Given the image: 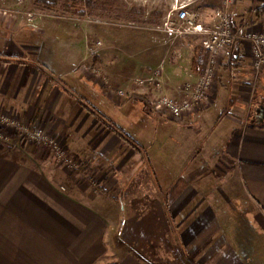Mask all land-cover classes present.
<instances>
[{
  "label": "crops",
  "instance_id": "crops-1",
  "mask_svg": "<svg viewBox=\"0 0 264 264\" xmlns=\"http://www.w3.org/2000/svg\"><path fill=\"white\" fill-rule=\"evenodd\" d=\"M221 6L191 9L214 28ZM231 14L240 33L263 27L264 0H237ZM59 22L26 0H0V112L67 149L61 157L14 128L0 142V264H264V67L255 70L248 45L232 43L212 103L173 120L136 79L160 64L179 94L206 70L202 40L184 42L200 33L161 30L173 44L157 36L162 63L108 70L88 36L47 32ZM83 62L126 94L106 96Z\"/></svg>",
  "mask_w": 264,
  "mask_h": 264
},
{
  "label": "built area",
  "instance_id": "built-area-1",
  "mask_svg": "<svg viewBox=\"0 0 264 264\" xmlns=\"http://www.w3.org/2000/svg\"><path fill=\"white\" fill-rule=\"evenodd\" d=\"M194 1L196 0H174L164 26L160 29L172 33L175 37L200 33L202 44L209 52L205 72L195 82L184 83L177 95L169 93V85L162 65L151 70L147 76L136 79L139 86L148 87L146 101L159 114H164L173 120L203 110L212 103L213 96L218 90V68L230 53V47L235 41L239 40L248 45L255 70L260 71L264 67V26L251 27L245 33H240L231 14V7L237 0H222V6L216 12L218 22L214 28L205 27L198 21V13L191 9ZM96 43L101 45L102 41ZM95 52L97 53V50ZM78 68L84 75L99 82L106 96L114 98L126 94L123 88L116 89L110 84L101 66L87 65L83 62ZM10 128H14L28 139L41 140L61 157L66 153L65 144L50 131L38 125L33 128L23 126L9 113L0 112V142L10 140Z\"/></svg>",
  "mask_w": 264,
  "mask_h": 264
},
{
  "label": "rangeland",
  "instance_id": "rangeland-1",
  "mask_svg": "<svg viewBox=\"0 0 264 264\" xmlns=\"http://www.w3.org/2000/svg\"><path fill=\"white\" fill-rule=\"evenodd\" d=\"M26 1L38 15L57 16L59 24H49L48 33L63 32L71 39L79 33L88 36V46L98 51L95 61L108 70H129L135 63L143 70L149 64L162 63L164 56L152 55L161 50L157 36L168 37L167 45H173L170 34L157 32H161L174 0H96L94 6H88L86 15L73 12V3L84 4L79 0H69L71 5H67L68 0H58L52 10L40 8L36 0ZM199 35L186 36L187 48L201 44ZM100 40L102 44L98 45L96 41Z\"/></svg>",
  "mask_w": 264,
  "mask_h": 264
},
{
  "label": "trees",
  "instance_id": "trees-1",
  "mask_svg": "<svg viewBox=\"0 0 264 264\" xmlns=\"http://www.w3.org/2000/svg\"><path fill=\"white\" fill-rule=\"evenodd\" d=\"M74 1H76V0H74ZM79 1H83L84 4L73 3L72 6H73V12L76 14H80V15L88 14L89 13V12H87L88 6L92 7V6H94L95 2L97 3L96 0H79ZM57 2H58V0H36L35 1L36 4L40 5V8L47 9V10L54 9V4H56ZM68 2H69V0L66 2L67 5H71ZM204 56L207 59V55L205 54ZM201 57H203V56H201ZM90 110L93 113H96L98 115H102V113L99 110H97L96 108H91ZM105 121L112 129H114L124 139V141L131 143V144H134V140L132 139L131 135L127 134L121 128L117 127L114 123L110 122L111 120H105Z\"/></svg>",
  "mask_w": 264,
  "mask_h": 264
}]
</instances>
